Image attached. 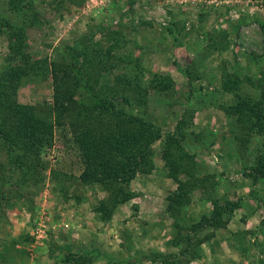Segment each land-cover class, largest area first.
<instances>
[{
	"label": "rangeland",
	"instance_id": "374dc122",
	"mask_svg": "<svg viewBox=\"0 0 264 264\" xmlns=\"http://www.w3.org/2000/svg\"><path fill=\"white\" fill-rule=\"evenodd\" d=\"M8 1L0 0V15L12 21ZM26 1H31L29 10L35 14L26 26L25 47L33 59H53L88 28L102 26L106 31H120L121 51L141 59L145 79L153 74L171 77L173 87L169 92L150 93L144 115L165 133L174 131L177 122H182L179 145L193 156L189 165L184 164V159L182 165L193 176L184 171L178 179L183 183L192 177L204 180L189 194V203L180 207L173 203L178 213L169 212V199H178L183 188L168 175L160 139L153 144L150 173L138 174L130 182L133 198L119 204L109 220H102L94 207L107 193L96 184L78 181L81 163L77 148L68 130L55 127L52 144L41 153L45 167L39 169L36 178L23 182L19 178L18 184L12 186L6 182L9 172L0 166V218L5 219V213L10 212L23 218L30 236L24 248L27 264H37L30 244L35 240L34 228L40 216L45 217L47 236L38 244L55 237L65 245L68 242V247L60 251L50 244L49 253L59 254L54 264H117L104 255L124 260L118 264H162L151 260L154 254H173L179 259L175 264H216L202 258L206 252L203 245L218 232L227 235L226 225L234 212L241 216L250 213L254 223L247 224L241 217L237 221L239 225L243 222L245 229L231 225L232 231L224 237L232 245L226 255L235 256L238 262L224 263L220 254L218 264H264V177L254 181L243 174L254 166L256 154L264 152V136L252 134L247 145L240 144L231 134L234 119L219 108L235 101L231 93L221 89L223 76L235 73L245 80L246 73L257 79L264 70V0H83L80 4L65 0ZM101 38L96 33L95 39ZM8 53L7 35L2 32L0 67ZM107 68L101 81L109 84L113 74L122 68L112 70L109 64ZM185 69L192 74L190 79ZM242 91L254 94L247 83ZM51 94L50 76L32 78L22 82L18 101L49 109ZM222 116L227 117V129ZM0 164H6L1 148ZM216 200L223 206L235 204L226 225L203 232L213 235L201 244L196 257L178 255L181 247L172 245V237L180 228H189L208 214L206 210ZM88 212H93L99 222L90 224ZM82 249L89 255L78 253Z\"/></svg>",
	"mask_w": 264,
	"mask_h": 264
},
{
	"label": "trees",
	"instance_id": "16d2710c",
	"mask_svg": "<svg viewBox=\"0 0 264 264\" xmlns=\"http://www.w3.org/2000/svg\"><path fill=\"white\" fill-rule=\"evenodd\" d=\"M65 1L80 4L83 0ZM31 6V1L9 0L7 10L14 19L0 15V34L7 35L9 48L0 67V148L6 155V164L0 166L9 172L6 182L13 186L18 184L19 178L22 182L29 177L36 178L39 169L45 167L41 153L52 144L54 128L68 130L81 163L78 181L84 185L96 184L107 193L94 211L102 220H109L119 204L133 198L129 186L135 176L150 173L153 144L163 139L161 156L165 168L183 188L179 200L169 199L168 211L178 213L174 212L177 206L189 203V194L204 180L192 177L183 183L178 179L180 172L192 175L182 165L183 159L184 164L189 165L188 161L193 158L180 147L182 122H177L174 131L165 133L160 125L144 115L150 93L169 92L173 87L171 77L153 74L145 79L141 59L131 55L132 52L121 51L120 31H106L102 26L88 28V32L80 34L73 44L66 46L65 52L53 59H33L25 50L26 26L31 15L35 16L30 13ZM96 33L101 34V40L95 39ZM107 64L112 70L122 68L120 73L113 74L109 84L101 81L108 71ZM184 73L191 78L189 70L185 69ZM47 76L51 77L52 84L49 109L18 101V89L24 80ZM244 83L253 87L254 94L242 91ZM221 89L235 99L219 106L225 115L234 119V128H231L234 139L247 145L252 134L264 136V70L257 79L245 73V80L240 74L227 73L221 78ZM243 174L254 181L264 177V152L256 154L254 166ZM234 205L227 204V207L213 201L208 214L189 228H180L171 240L172 245L181 247L178 255L196 257L201 244L213 235L203 232L224 227ZM78 253L89 255L88 252ZM104 257L117 264L124 261ZM175 257L154 254L151 260L175 264L179 261Z\"/></svg>",
	"mask_w": 264,
	"mask_h": 264
},
{
	"label": "crops",
	"instance_id": "0c3cea01",
	"mask_svg": "<svg viewBox=\"0 0 264 264\" xmlns=\"http://www.w3.org/2000/svg\"><path fill=\"white\" fill-rule=\"evenodd\" d=\"M222 117H223L222 121H224L225 123V129H227V126H228L227 117L226 116H222ZM225 181H229V179L226 178ZM210 209L211 207L206 210V213H208ZM119 213L120 212H118V214ZM86 214H88L90 224L91 223L95 224L96 222H99L96 220V217L93 212H88ZM5 215H6L5 219L2 220L0 218V264H27L28 258H27L25 249L28 245L27 241L30 239L29 231L27 229L28 227L24 229L26 225H24L23 222L21 221L23 220V218L20 216H16L14 212H10V214L5 213ZM243 215L245 216H241L239 212H234V217H232L230 222H228V225H226V227L228 228L227 235L225 233L219 234V232L218 233L216 232L217 233L216 237L206 242V244L203 245L204 247L203 249H205L206 252L204 251V253H202V258L207 257L208 260H212L216 264H218L219 263L218 256L222 254V258H225V260L223 261L224 263H233V262L237 263L238 262L235 256L226 255L227 248H231L232 245L229 241H225L224 237L228 236V233L232 231L233 229L232 226H235V227L240 226L242 227V229H245V227H243V222H241L239 225L237 221V220H240L241 217H244V221H246L247 224L254 223V221H252L253 216L250 213L248 214L246 213ZM14 219L16 220L14 221ZM234 219H236L235 222H234ZM88 231H91V230L89 229ZM51 243H53V245H56L59 251L62 250L64 246L68 247V242L65 245L63 244L61 240H59L56 237L53 240L52 239L47 240L43 244H38V242H36L33 239V242L30 244L32 248L30 249L34 250L35 252L37 264H54L53 263L54 258H56L59 254H57V252H55L54 254L49 253L50 252L49 246ZM21 245H23V247ZM80 252L82 253L85 251H83L82 249L80 250Z\"/></svg>",
	"mask_w": 264,
	"mask_h": 264
},
{
	"label": "built area",
	"instance_id": "2783aa9c",
	"mask_svg": "<svg viewBox=\"0 0 264 264\" xmlns=\"http://www.w3.org/2000/svg\"><path fill=\"white\" fill-rule=\"evenodd\" d=\"M196 1L204 2V3L205 2L212 3L213 1H216V0H196ZM239 1H241V0H239ZM227 2H229V0ZM42 213H44V212H42ZM46 227L47 226L45 224V217L44 216H40L39 223L36 226V228H34L35 231H34V234H33L36 242L41 240V239H44L47 236V230H46L47 228Z\"/></svg>",
	"mask_w": 264,
	"mask_h": 264
}]
</instances>
